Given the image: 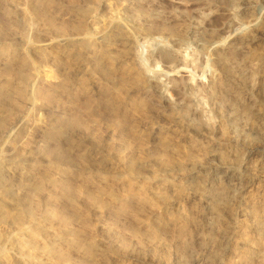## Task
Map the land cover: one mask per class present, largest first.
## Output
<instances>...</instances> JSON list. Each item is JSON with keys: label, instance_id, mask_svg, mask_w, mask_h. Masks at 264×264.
<instances>
[{"label": "rangeland", "instance_id": "374dc122", "mask_svg": "<svg viewBox=\"0 0 264 264\" xmlns=\"http://www.w3.org/2000/svg\"><path fill=\"white\" fill-rule=\"evenodd\" d=\"M0 264H264V0H0Z\"/></svg>", "mask_w": 264, "mask_h": 264}, {"label": "bare ground", "instance_id": "6f19581e", "mask_svg": "<svg viewBox=\"0 0 264 264\" xmlns=\"http://www.w3.org/2000/svg\"><path fill=\"white\" fill-rule=\"evenodd\" d=\"M171 33H172V32H171ZM162 56H163V55H162ZM219 56H220V54L217 55V62H218V63L221 62V60H220L221 58H220ZM140 77H141V76H140Z\"/></svg>", "mask_w": 264, "mask_h": 264}]
</instances>
